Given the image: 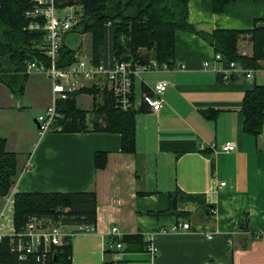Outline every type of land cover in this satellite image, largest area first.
Instances as JSON below:
<instances>
[{"label": "crops", "instance_id": "1", "mask_svg": "<svg viewBox=\"0 0 264 264\" xmlns=\"http://www.w3.org/2000/svg\"><path fill=\"white\" fill-rule=\"evenodd\" d=\"M188 5L189 22L204 31L250 29L264 18V0H237L221 12H214L213 0H189ZM216 54L197 34L179 32L174 59L179 67L137 81L134 153L121 151L119 133L92 128L68 132L60 126L39 132L29 149L12 146L8 129L20 132L19 123L17 128L12 123L25 109L20 98L0 85V134L18 162L12 189L97 194L95 229L72 238L74 264L113 258V226L122 233L117 238L125 251L120 264H264V127L257 136L245 133L242 110L246 91L256 84L264 87V65L251 78L221 80L212 64ZM206 61L211 64L204 69ZM158 80L169 82L164 105L159 112L143 110L144 84ZM83 108L92 110L93 103ZM227 141L237 145L236 151L208 148ZM98 151L107 153L104 168L96 165ZM29 157L32 166L25 169ZM173 194L178 211L189 218L170 211ZM246 218L248 232L240 228ZM184 219L191 221L190 231L170 230ZM129 235L138 237L125 240ZM148 243L158 249L155 257Z\"/></svg>", "mask_w": 264, "mask_h": 264}, {"label": "trees", "instance_id": "2", "mask_svg": "<svg viewBox=\"0 0 264 264\" xmlns=\"http://www.w3.org/2000/svg\"><path fill=\"white\" fill-rule=\"evenodd\" d=\"M237 0H213L214 12L223 11L225 5ZM189 0H58L59 7L80 5L83 9L81 20L72 31L92 33L94 59L132 60L147 63L156 59L160 64L172 65L175 59V37L179 32L194 33L221 53L222 62L241 63L245 68L259 70L264 60V18L257 19L253 28L232 29L217 28L204 31L195 27L188 20ZM30 7L29 0H0V81L16 96L26 86L30 75L26 73L30 60H47L41 46L45 42V30L29 29V19L25 13ZM78 29V30H77ZM70 31V32H72ZM241 34H245L241 36ZM239 40L252 43L250 54L239 53ZM140 47L153 49L154 52H140ZM77 49L63 40L61 48L62 65L75 60ZM238 76L232 74L230 79ZM221 80H223L221 78ZM147 90V87H144ZM98 92L96 88L78 91L69 99L58 102L61 116L56 121L63 131L92 130L121 134V151H136V114L137 109L122 110L116 106L113 94L105 91L102 105L94 101L92 110L84 109L77 102V95L82 92ZM147 111V108L143 107ZM244 131L259 135L264 127V87L255 85L246 91L242 106ZM93 117L88 120V114ZM104 125L100 124V121ZM96 165L104 168L107 163L106 152H96ZM17 155L7 150V140L0 134V197L7 193L13 176L18 172ZM171 198L170 211L178 216L189 218L187 212L178 211L175 194ZM47 216L61 219L66 225H92L96 227L97 194L94 190L75 192H17L15 195V221L17 227H23L30 215ZM185 220V219H184ZM180 221V220H179ZM138 235H129V241ZM72 238L66 237L65 243L56 246L45 262L29 256L23 260L10 251L7 239L0 243V264H74L72 262ZM114 258L106 259L101 264H120Z\"/></svg>", "mask_w": 264, "mask_h": 264}, {"label": "built area", "instance_id": "3", "mask_svg": "<svg viewBox=\"0 0 264 264\" xmlns=\"http://www.w3.org/2000/svg\"><path fill=\"white\" fill-rule=\"evenodd\" d=\"M29 1L30 7L25 13L26 18L30 21L28 28L45 30V42L41 49L47 60L28 61L26 73L45 75L50 80L52 92L51 103L45 112L36 118L41 135L58 129L56 121L61 116L58 111V102L69 99L78 91L88 88H96L99 92L107 91L113 94L118 108L122 110L136 109L138 106L136 83L144 74L158 73L179 67L176 63L172 65L160 64L156 59H151L147 63L124 59L96 61L92 56L79 55L78 53L75 54L74 61L62 65L63 40L81 20L83 8L77 4L59 7L58 0ZM222 58V54L217 53L215 61L212 63L214 71L219 73L222 79H230L232 74H244L247 78H251L256 71V69L245 68L236 61L224 64L221 61ZM210 64L206 61L203 68L207 69ZM168 85L167 80L144 84L147 90L143 89L142 91L141 103L143 107L147 108V111L159 112L162 109ZM208 146L211 151L219 148L224 152H234L237 149V145L231 141L220 145L217 142H212ZM31 166V158H28L24 168L28 169ZM225 184V182L221 183V185ZM15 195L16 191L13 188L0 207V243L7 239L10 251L17 254L20 259L25 260L29 256H33L37 261L45 262L56 246L65 243L66 237H73L80 231L95 229L94 226L85 224L66 225L61 219L37 214L30 215L25 225L19 229L15 221ZM209 211L214 214L216 209L210 207ZM191 228L190 220H180L174 223L170 230L190 231ZM121 234L117 226H113L110 230L113 258L120 262L124 260L125 252L123 243L117 240ZM213 236L212 233L207 234L208 238H213ZM147 249L151 257H155L158 253V249L153 243H148Z\"/></svg>", "mask_w": 264, "mask_h": 264}, {"label": "rangeland", "instance_id": "4", "mask_svg": "<svg viewBox=\"0 0 264 264\" xmlns=\"http://www.w3.org/2000/svg\"><path fill=\"white\" fill-rule=\"evenodd\" d=\"M78 30V29H77ZM245 34H241V36H244ZM65 42L72 47L76 48L78 51L77 53L79 55H88L94 57V50H93V44H92V33L90 32H80L78 31H72L67 33L65 36ZM140 52H154L153 49H148L147 47H140ZM238 51L239 53L243 54H250L252 52V43L248 40H239L238 42ZM261 63L264 65V60L261 61ZM162 72V71H161ZM159 73V72H158ZM157 73V74H158ZM151 74H144L142 78L147 81V79H151ZM31 78L29 81V84L26 82L25 90L19 95L16 96L11 90L7 87L6 84L0 81V85L7 88L12 94H14L17 98H20V101L22 103L21 108L25 109L24 115H19L14 118V123H12V128L15 126L17 128V124L19 123L20 132H13L11 131V126L9 127V135L11 136V145L12 146H20V149L23 147H26L29 149L30 145L32 147L33 141L35 138H38L39 134V128L37 126V123L35 119L42 113L45 112L46 108L43 109V105L47 104V101H49L48 105L51 103L52 100V92L51 90V83L50 80L45 76L41 74H34L30 75ZM156 74H154L153 77H155ZM36 82V87H31V82ZM31 83V84H30ZM46 86H50V90L48 91L45 89ZM4 88V89H5ZM101 91V90H100ZM101 92H82L77 95V102L82 107H88L89 104L94 103V101H97L99 105H102L103 99H104V93ZM47 105V106H48ZM93 117L92 115L89 117L91 120ZM87 120V121H89ZM90 128H93L92 126V120L90 121ZM105 121L103 122L102 119L100 121L101 125H104ZM11 125V124H10ZM25 135L24 137L22 135ZM46 134V133H45ZM23 137L24 140L21 139ZM26 139V140H25ZM32 139V140H31ZM30 158V157H29ZM27 162V161H26ZM26 164V163H25ZM18 170V167H17ZM16 176V175H15ZM15 176H13V180H15ZM13 186V184H12ZM12 186L8 190L7 193H4L0 197V207L3 204V200L8 195L10 190L12 189ZM210 212V211H209ZM211 213V212H210ZM213 214V213H211Z\"/></svg>", "mask_w": 264, "mask_h": 264}, {"label": "water", "instance_id": "5", "mask_svg": "<svg viewBox=\"0 0 264 264\" xmlns=\"http://www.w3.org/2000/svg\"><path fill=\"white\" fill-rule=\"evenodd\" d=\"M38 125V124H37ZM243 231H245V232H248L249 230H250V226H249V224H248V219L246 218V220H245V225H242L241 227H240Z\"/></svg>", "mask_w": 264, "mask_h": 264}]
</instances>
